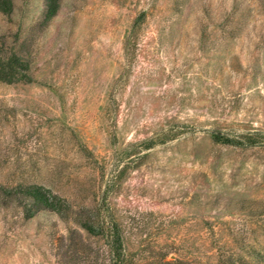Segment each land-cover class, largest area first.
Segmentation results:
<instances>
[{"label":"rangeland","instance_id":"obj_1","mask_svg":"<svg viewBox=\"0 0 264 264\" xmlns=\"http://www.w3.org/2000/svg\"><path fill=\"white\" fill-rule=\"evenodd\" d=\"M11 1L0 187L71 215L0 194V264H110L78 214L118 224L134 264H264V0H62L49 21Z\"/></svg>","mask_w":264,"mask_h":264},{"label":"trees","instance_id":"obj_2","mask_svg":"<svg viewBox=\"0 0 264 264\" xmlns=\"http://www.w3.org/2000/svg\"><path fill=\"white\" fill-rule=\"evenodd\" d=\"M61 1L46 0V19L48 21L57 16L61 8ZM13 8V2L11 0H0V13L11 14ZM20 65V59L18 57L12 56L9 59H5L0 53V79L3 82L19 80L17 70ZM213 138L216 143L222 145L235 144V141L221 135H214ZM0 192H2L0 193L1 195L3 194V200L6 201L8 198L11 199V202L16 200L18 207L23 208L27 219L35 217L42 211L57 214L64 220L70 218L71 206L68 204V201L42 185L32 184L11 190L0 187ZM74 220L89 236L106 239L112 257L110 264H134L132 259L127 258L125 239L118 224H112L107 229L100 221L95 222L92 219H85L82 214H78ZM162 264H179V262L164 261Z\"/></svg>","mask_w":264,"mask_h":264}]
</instances>
